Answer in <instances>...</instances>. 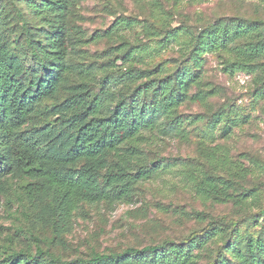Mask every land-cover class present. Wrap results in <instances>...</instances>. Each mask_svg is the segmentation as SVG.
I'll list each match as a JSON object with an SVG mask.
<instances>
[{
  "label": "trees",
  "instance_id": "1",
  "mask_svg": "<svg viewBox=\"0 0 264 264\" xmlns=\"http://www.w3.org/2000/svg\"><path fill=\"white\" fill-rule=\"evenodd\" d=\"M80 2L0 0V190L9 178L23 180L20 190L29 195V210L49 228L34 253L12 250L0 264H197V252L213 239L216 245L212 254L205 253V264H264V222L255 236L237 233L239 223L257 224L264 216V204L249 210L255 198L253 188L244 186L250 171L240 160L219 144H201L196 158L160 157L143 146L150 139L145 132L183 134L180 105L185 100L204 104L214 90L199 89L198 74L186 68L165 74L161 65L143 66L140 54L149 52L142 41H123L85 62L82 46L99 35L87 38L79 26ZM150 16L158 23L117 16L106 31L140 24L145 35L164 32L166 43L183 39L192 45L186 61L196 69L206 50L230 56L225 70L246 72L254 70L252 62L263 53L264 31L251 40L263 22L233 18L185 39L179 28L168 27L155 2ZM239 39L245 44L232 45ZM188 160L198 171L186 172L197 196L233 201L243 211L240 216L212 219L179 242L92 249L73 259L51 252L50 247L63 243L82 204L101 202L112 209L118 202L130 203L138 184Z\"/></svg>",
  "mask_w": 264,
  "mask_h": 264
},
{
  "label": "rangeland",
  "instance_id": "2",
  "mask_svg": "<svg viewBox=\"0 0 264 264\" xmlns=\"http://www.w3.org/2000/svg\"><path fill=\"white\" fill-rule=\"evenodd\" d=\"M152 2L159 6L160 17L170 24L168 27L179 28V36L188 39L209 24H223L233 18L264 24V0H81L77 21L87 38L99 35L82 46L85 62L108 54L111 49L114 51L123 41H142L149 52L140 54L143 66L161 65L165 74L186 68L198 74L199 89L214 90L204 104L185 100L180 105L183 134L157 136L145 132L150 139L143 145L144 149L160 157L196 158L201 144L223 145L232 158L240 160L250 171L244 186L253 188L255 200L249 210H255L264 204V49L252 62L255 67L251 72L225 70L223 64L230 56L210 50L202 53V66L196 69L191 61H186L192 45L183 39L177 42L169 39L166 43L164 32L153 29L156 35H145L140 24L106 31L121 15L158 23V19L150 16ZM263 31L264 26L251 40H259L258 34ZM233 44L242 46L245 40ZM230 54L234 56L235 51ZM194 91L192 88L191 92ZM218 114L220 119L216 118ZM191 162L170 167L138 184L130 203L118 202L112 209L101 202L82 204L74 213L71 230L63 235V243L50 247L51 252L62 259H73L92 249L109 252L159 244L164 239L179 242L212 219L240 216L243 211L233 201L217 203L197 196L195 183L187 175L195 172ZM22 183L18 178H9L0 190V259L12 250L27 248L34 253L38 238H44L49 230L42 222H36L34 211L29 210V195H22ZM196 212L199 215H194ZM258 222L239 223L237 233L255 236L264 216ZM209 242L208 247L194 252L200 257L197 264L206 263L205 253L212 254L216 243L214 239Z\"/></svg>",
  "mask_w": 264,
  "mask_h": 264
}]
</instances>
